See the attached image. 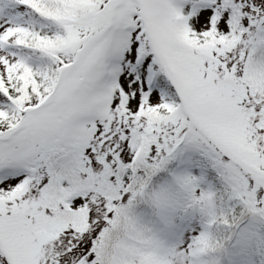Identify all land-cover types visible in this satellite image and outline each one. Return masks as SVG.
<instances>
[{"label": "snow or ice", "instance_id": "obj_1", "mask_svg": "<svg viewBox=\"0 0 264 264\" xmlns=\"http://www.w3.org/2000/svg\"><path fill=\"white\" fill-rule=\"evenodd\" d=\"M0 264H264V0H0Z\"/></svg>", "mask_w": 264, "mask_h": 264}]
</instances>
